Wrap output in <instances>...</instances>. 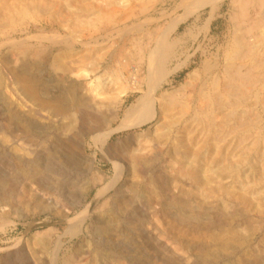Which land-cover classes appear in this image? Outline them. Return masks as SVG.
Wrapping results in <instances>:
<instances>
[{"label": "rangeland", "instance_id": "374dc122", "mask_svg": "<svg viewBox=\"0 0 264 264\" xmlns=\"http://www.w3.org/2000/svg\"><path fill=\"white\" fill-rule=\"evenodd\" d=\"M47 1L56 10L40 6L37 11L28 6L31 11L16 16L7 27L9 32L0 36V192L8 193L4 201L0 199V264H264L263 184L249 183L248 163L235 166L241 171L238 174L220 176L214 163L206 164L209 155L195 159L184 155V142L194 153L202 147L204 136L197 134V122L182 127L190 112L180 118V126L168 125L159 113L162 93L181 87L185 101L193 102L200 84L206 80L205 88H209L208 79L213 76L210 69L204 72L203 66L208 67L215 58L225 64L235 34L229 19L230 0H221L214 8L202 6L182 23L173 18L183 13L181 0ZM8 2L20 5L15 0ZM86 10H91L89 19L81 20L90 22L101 15L106 20L104 26L97 31V24L93 30L85 25L73 28L70 14L85 15ZM158 16L159 22L146 21L147 28L143 24L136 29L139 23ZM157 25L168 34L170 27L177 26L169 37L182 40L169 66L189 64L170 74L157 90L154 118L114 130L141 92L126 88L116 63H137L136 47L151 42L144 34ZM201 26L207 31L202 33ZM103 29L108 32L99 39ZM15 46L28 51L34 48L39 54L11 57L9 50ZM153 47L149 43L148 49ZM147 57L145 52L139 72L142 91ZM54 60L59 67L54 66ZM192 70L198 74L189 75ZM18 77H30L39 87L42 83L47 86L40 94L46 107L24 95ZM91 85L99 87V96L91 93ZM110 92H114L112 97ZM115 95L120 100V119L107 129L111 135L106 142L95 143L87 122L63 135L69 123L65 112H72L75 102L88 97L93 104H103ZM58 105L63 116L53 115ZM244 105L263 117L255 97ZM190 106L192 110L194 105ZM184 132L189 137H183ZM240 149L245 151L246 146ZM235 151L232 161L239 158V149ZM195 168L203 170L202 195L188 177L181 180L180 170ZM206 187L215 193L204 190ZM180 190L187 200L184 207L173 201ZM242 196L253 207L247 206ZM218 197L226 202L223 210L215 203Z\"/></svg>", "mask_w": 264, "mask_h": 264}, {"label": "bare ground", "instance_id": "6f19581e", "mask_svg": "<svg viewBox=\"0 0 264 264\" xmlns=\"http://www.w3.org/2000/svg\"><path fill=\"white\" fill-rule=\"evenodd\" d=\"M15 1H17V3L20 4L18 7H16V5L12 6L13 5L12 2H11L12 4L11 5L10 2H8V0H0V2L2 4L4 3L5 5V8H3L4 5L3 6L1 5V8H0V36L6 35V33L9 32V28L7 27L8 25H11L14 23L15 21L14 18L16 16L19 17L18 15H22L26 13L27 11H31L29 10L28 6L33 5L34 10H37L38 8L40 9V6L50 7L52 11L56 10V7L50 4V1L48 3L47 0H15ZM219 1L221 0H181L179 2L180 4L179 6L182 7L183 13L180 14L179 16L173 17L175 19L174 22L182 23L184 18H186L188 15L194 14L198 8H201L202 6H205V5H210L212 6V8H214L215 4L218 3ZM229 5L231 8V12H229L230 13L229 19L233 22L235 34L232 38V41H230V44L228 46L229 50L226 51V53L224 52L225 53V56H224L225 64H223L224 62L223 63L218 62V59L215 58L214 59L215 62H213V60L211 62L210 61L208 62L209 63L208 67L203 66L204 68L203 71L206 72V69H210L209 73L210 75L213 74V76L209 79L207 78L209 80V88H205L207 84L206 80H204L200 84L199 86L200 88L198 89V92L196 93V98L193 102L188 103L185 101L186 100L184 99L185 95L183 94L184 91L182 90L183 88L181 89V87L170 93L168 92L162 93L159 98L160 100L159 101V113L164 119L163 122H165L168 125L177 124L176 126L178 125L180 126L179 124L180 118L184 117L190 112H191L190 116H187L189 121H184V123L182 124V127H188V126H191V123L197 122V127H196L197 134L199 135L203 134L204 136L202 143H201L202 147L198 149L199 150L198 152L194 153L193 150H189L186 147L187 142H184L185 138H183L182 143L184 142L183 148H185L184 155H187L189 157H194V159L196 157H201L202 155H205V154L209 155V159H208L209 163L205 161L206 164L208 165V164L214 163L216 165V170L219 172L218 175L220 176H222V174H225V173L226 174H230V173L238 174L241 171L236 169V167L248 163V170L250 173L249 183H251V185H256L257 182H259L260 184H263L261 186L264 187V114L262 115L263 117L257 116L256 114L253 113V111L251 112L250 110L245 109V105H244L249 98L255 97V104H260L263 110L262 113H264V88H262L264 86V0H230ZM39 9L37 11H39ZM97 11L98 9L96 10V12ZM83 12H85V15H83L82 13L70 14L71 20L74 22L72 23L73 28H77V27L81 28L85 25L86 28H91L93 30L92 27L97 24V27L95 29V31H97L99 26H102V27L104 26L106 20H104V18L101 15H97L96 18H93L90 22H88L89 20H81L83 18L89 19L88 18L89 15L87 14L91 12V10H86ZM5 13L7 14V16L4 15ZM160 18L161 17L158 16L154 19H151L153 21L148 20L149 19L148 18L147 20L141 22V24L139 23L138 28L136 27L135 28L140 29V26H143V24L146 27L145 25L146 21L148 22L150 21L154 23L159 22ZM148 22L146 23L147 25L149 24ZM169 26L171 25L169 24ZM173 26L172 28L170 27L171 29L170 28L168 29L170 32H172L174 29L177 28V26L176 28H174ZM157 27H155V29L152 30L153 32L146 31L144 34L146 35L147 39L151 40V42L149 43L150 44L153 43L154 47L152 49L150 48L148 49L149 43H146V45H140L138 47L135 46L136 51L132 50L133 52L135 51L134 56L135 58L137 57L136 59L138 60V62L137 60L135 59L134 60L137 63L131 66L130 64H128L126 60H121V62L117 61L119 59L116 60L117 61L116 71L119 70L120 74L122 73L121 77L123 76L122 79H123V83L125 82L126 84V88H128V90L130 91H134V92L141 91V92H140V95L136 98V100L126 109V111L124 110L125 115L123 119L119 121L118 125L116 123L117 126H116V129L114 130H122L127 127L138 126L144 123L145 121H148L154 118V115L156 114V111L154 110V107H155L154 102L156 101L155 94L157 90L160 89L163 84L167 83L166 80H168L167 77H169L170 74L172 73L176 74L178 71H180L184 67H187L189 64V62L187 64H183V63L177 64L176 63V65L172 66V68L171 66H169L170 62L172 61V58L175 57L176 49L179 46H181L182 40L177 39V38H176L177 40L170 39L169 37L170 32L168 34V31L166 30L164 31L161 28L159 27L157 28ZM201 30H202V33L207 31L206 26H203V27L201 26ZM107 32H108V29L107 31L106 29H103L102 31L99 32L100 35L98 38L99 39L104 38ZM34 36L32 37V39L34 38ZM39 36L42 38L41 35ZM66 36H64V38ZM26 39L25 41H28L30 38H28V40ZM42 39L43 41H45L44 38ZM48 39L52 41L53 38H48ZM57 39L58 38L56 37V40ZM142 39H143V36H142ZM86 44L87 43H82L83 46ZM130 44H131L130 45L131 47L134 46L133 42H131ZM61 45H63L62 42H61ZM66 48L68 49L69 47L66 46ZM145 52L147 53L148 57L146 58L147 62L145 61L147 63L146 75L144 76L145 88L142 91V85H141L142 82H141V76H139V72L142 71V68H143L141 61H142V56ZM9 54L11 57L15 55L17 56L24 55V57L28 56L31 58V57L38 56L39 51L34 48L33 50L28 51L25 48H23V46H20V47L15 46V48H12V50H9ZM125 55L126 54H124L123 58L125 57ZM53 63L55 67H59L58 60L57 61L54 60ZM216 70H220V71L218 73H215ZM192 73L198 74L197 72L193 71L189 75H192ZM18 78L19 79L17 80V83L19 84V87L22 89V92L24 93V95L30 100L38 101L39 105L42 108L46 107L45 101L40 99L41 98L40 94L46 91L47 86L43 85L42 83V85H40L39 87V82L33 80L30 77H26V78L18 77ZM93 86L90 89L91 93L96 92V95L99 96L100 89H97L99 87L97 86L93 87ZM190 87H191V84H190ZM123 92L124 91L118 93L117 95L122 94ZM113 95H114V92L109 93V97H112ZM117 95H115V97L112 99L111 98L108 99L107 102H104L103 104H99V103L93 104V100L92 99L89 100L88 97L87 98L84 97L82 100H78L77 102H75L76 104H75L74 109L70 110L72 112H69V113L65 112L67 114L64 113L65 115H68L69 123H68V127L65 129V132L63 131L64 132L63 135H66L68 132H71L72 130L75 131L74 129H76L75 127L78 124L82 125V124H86L85 122H87L89 126L88 128L89 131L88 130L87 131L88 133L92 134L93 136L92 139L96 141L95 143L106 142V139L111 133V132L109 133L107 129H110V127H112V124L120 119L119 116H117L118 107H119L118 103L120 101ZM93 99H95V97ZM62 102L64 101L62 100L61 103ZM190 105H194L192 110H190L191 109ZM50 106L51 108L53 107L52 105ZM60 109L61 108H59V105H58L53 115L54 116L62 115L63 108H62V111ZM66 110H68V108ZM175 110L178 111V115L175 114ZM176 115L179 117H177ZM106 130L107 132H105ZM182 135L183 137H189V136H186L185 132ZM228 138H231V139L225 142ZM243 146H246L245 151L243 149H240ZM238 149H239V152H238L239 158L235 161H232V158H234L235 156V152H236L235 150H238ZM203 162H204V159L202 158L201 163L203 164ZM202 164H200L201 167H203ZM112 165L113 167H115L116 163ZM202 171H203L202 168L200 169L195 168L192 171L185 170V169L180 170L181 172L180 174H182L181 180L186 179V177L192 180L193 187L197 189V192L199 193L198 195H202L203 193L202 189L205 186L203 179L200 178V174ZM204 190H207L210 193H215L214 190L207 189V187ZM1 193L2 192H0V194ZM181 193H183L182 190L178 192L177 197L173 198V201L176 206L184 207L187 205V200L185 196L183 197ZM6 194L8 193L1 194V198H0L1 201H4L6 199L5 198ZM241 199L245 203H247L246 204L247 206L253 207V205L244 196H242ZM215 203L219 205L222 210L225 209L226 202L223 197L216 198ZM262 240L264 243V237ZM68 264L70 263L68 262Z\"/></svg>", "mask_w": 264, "mask_h": 264}]
</instances>
